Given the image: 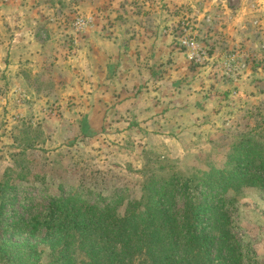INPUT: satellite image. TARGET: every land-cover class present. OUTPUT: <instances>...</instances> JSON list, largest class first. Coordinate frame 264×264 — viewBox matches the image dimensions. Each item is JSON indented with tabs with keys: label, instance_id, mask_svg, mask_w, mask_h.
Returning a JSON list of instances; mask_svg holds the SVG:
<instances>
[{
	"label": "rangeland",
	"instance_id": "1",
	"mask_svg": "<svg viewBox=\"0 0 264 264\" xmlns=\"http://www.w3.org/2000/svg\"><path fill=\"white\" fill-rule=\"evenodd\" d=\"M254 151L264 152V0H0V183L14 186L1 241L18 254L0 264H60L31 228L50 198L136 218L167 180ZM222 198L221 251L264 264V189L231 185ZM85 240L77 264L98 261ZM112 246L100 264H151Z\"/></svg>",
	"mask_w": 264,
	"mask_h": 264
},
{
	"label": "trees",
	"instance_id": "2",
	"mask_svg": "<svg viewBox=\"0 0 264 264\" xmlns=\"http://www.w3.org/2000/svg\"><path fill=\"white\" fill-rule=\"evenodd\" d=\"M228 164L229 168L214 174L204 173L199 179L167 180V188L155 190V201L142 209L136 218H119L112 204L102 209H83L75 199L60 197L50 198L44 222H37V226L31 228L47 233L50 245L59 249L56 261L60 264L78 263L74 256L75 244L84 238L82 247L90 243L98 260H91L90 264H100L103 258H108L113 244L120 245L123 253L132 250L142 254L145 251L151 264H215V253L221 263L225 264L227 260L231 264H242L241 256L234 254V248L225 254L219 245L223 240L221 234L218 235V227L226 219L222 196L231 185H253L264 189V152L236 154ZM13 190L14 186L8 181L0 183V262L6 257L18 256L15 245L1 241L6 231L4 227L9 226L5 201ZM176 193L184 200L182 213L173 203ZM98 241L101 251L96 250Z\"/></svg>",
	"mask_w": 264,
	"mask_h": 264
}]
</instances>
